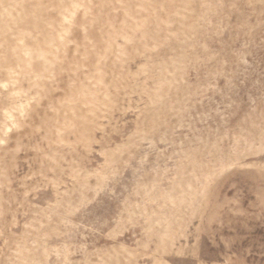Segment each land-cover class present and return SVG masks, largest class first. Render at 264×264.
<instances>
[{
  "label": "rangeland",
  "instance_id": "rangeland-1",
  "mask_svg": "<svg viewBox=\"0 0 264 264\" xmlns=\"http://www.w3.org/2000/svg\"><path fill=\"white\" fill-rule=\"evenodd\" d=\"M0 264H264V0H0Z\"/></svg>",
  "mask_w": 264,
  "mask_h": 264
}]
</instances>
